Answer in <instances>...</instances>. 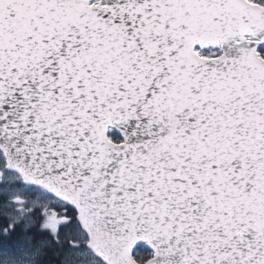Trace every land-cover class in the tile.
<instances>
[{
	"label": "snow or ice",
	"instance_id": "snow-or-ice-1",
	"mask_svg": "<svg viewBox=\"0 0 264 264\" xmlns=\"http://www.w3.org/2000/svg\"><path fill=\"white\" fill-rule=\"evenodd\" d=\"M0 264H264V0H0Z\"/></svg>",
	"mask_w": 264,
	"mask_h": 264
}]
</instances>
